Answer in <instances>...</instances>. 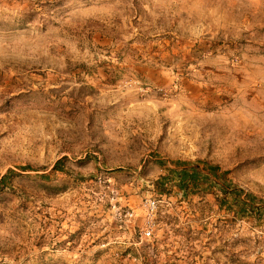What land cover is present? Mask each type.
<instances>
[{
    "label": "rangeland",
    "instance_id": "rangeland-1",
    "mask_svg": "<svg viewBox=\"0 0 264 264\" xmlns=\"http://www.w3.org/2000/svg\"><path fill=\"white\" fill-rule=\"evenodd\" d=\"M9 172L0 264H264V0H0Z\"/></svg>",
    "mask_w": 264,
    "mask_h": 264
},
{
    "label": "trees",
    "instance_id": "trees-1",
    "mask_svg": "<svg viewBox=\"0 0 264 264\" xmlns=\"http://www.w3.org/2000/svg\"><path fill=\"white\" fill-rule=\"evenodd\" d=\"M60 164V162H59ZM176 168H174L171 173L175 176L179 188L186 194H197L200 193L204 187V182L207 183V187L210 191L216 195V198L220 203L227 202L232 206L242 205L247 210L253 208L254 197L248 195L247 199L241 203L240 198L236 194V191L230 190V182L227 178L229 171H221L217 166L205 165L201 168L200 162H191V161H177ZM58 164L56 165V167ZM12 172H9L8 175L4 176L1 179V184H4ZM170 173V174H171ZM170 174L160 176L156 182V186L159 192H162L166 182L170 180ZM221 193L219 195V193Z\"/></svg>",
    "mask_w": 264,
    "mask_h": 264
},
{
    "label": "bare ground",
    "instance_id": "bare-ground-1",
    "mask_svg": "<svg viewBox=\"0 0 264 264\" xmlns=\"http://www.w3.org/2000/svg\"><path fill=\"white\" fill-rule=\"evenodd\" d=\"M132 216V214H130Z\"/></svg>",
    "mask_w": 264,
    "mask_h": 264
}]
</instances>
